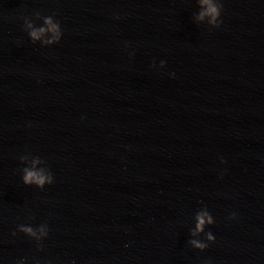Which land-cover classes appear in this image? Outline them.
I'll use <instances>...</instances> for the list:
<instances>
[{
	"label": "water",
	"instance_id": "95a60500",
	"mask_svg": "<svg viewBox=\"0 0 264 264\" xmlns=\"http://www.w3.org/2000/svg\"><path fill=\"white\" fill-rule=\"evenodd\" d=\"M214 2L0 0V264H264V0Z\"/></svg>",
	"mask_w": 264,
	"mask_h": 264
},
{
	"label": "clouds",
	"instance_id": "9594fccd",
	"mask_svg": "<svg viewBox=\"0 0 264 264\" xmlns=\"http://www.w3.org/2000/svg\"><path fill=\"white\" fill-rule=\"evenodd\" d=\"M201 4L207 5V7H206L205 11L200 13V16L198 18L202 19L205 15H208L211 17L209 23L215 25V27H219V25L222 21L220 19L217 20V18L220 17V15H221L222 4L219 2L218 3L214 2V0H201ZM46 23L49 24V30L54 32L56 34V38L58 39L61 35L59 22L54 24V23H52L51 18H48V19H46ZM43 31H45L43 28L39 29L38 31L33 30L30 33V35L33 39H35V38H38L39 34ZM23 179H24V182L26 184L27 183H36L37 185H43L45 183L46 179H48V178L44 177L43 175H40L37 172H33V171L26 169ZM48 182H51L50 179ZM233 216H235V213H233ZM198 221H199V223L197 224V229L200 230L202 225L205 222L203 216L198 217ZM209 223H211V217H209ZM23 231L31 233L32 230H31V228H24ZM209 239L211 240V239H213V237L210 235ZM192 243L197 248H200V249H203L206 247V245L200 244L196 241H192Z\"/></svg>",
	"mask_w": 264,
	"mask_h": 264
}]
</instances>
